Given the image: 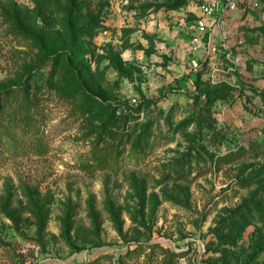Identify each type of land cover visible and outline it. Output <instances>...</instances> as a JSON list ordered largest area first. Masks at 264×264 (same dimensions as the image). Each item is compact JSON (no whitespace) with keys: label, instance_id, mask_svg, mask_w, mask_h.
<instances>
[{"label":"rangeland","instance_id":"rangeland-1","mask_svg":"<svg viewBox=\"0 0 264 264\" xmlns=\"http://www.w3.org/2000/svg\"><path fill=\"white\" fill-rule=\"evenodd\" d=\"M206 1L0 0V264H264V0Z\"/></svg>","mask_w":264,"mask_h":264},{"label":"built area","instance_id":"built-area-1","mask_svg":"<svg viewBox=\"0 0 264 264\" xmlns=\"http://www.w3.org/2000/svg\"><path fill=\"white\" fill-rule=\"evenodd\" d=\"M262 0H207L200 8V17L198 25L204 29L209 26H214L223 16L233 14L240 10L256 9L261 6ZM195 68L198 67L196 62H193Z\"/></svg>","mask_w":264,"mask_h":264}]
</instances>
